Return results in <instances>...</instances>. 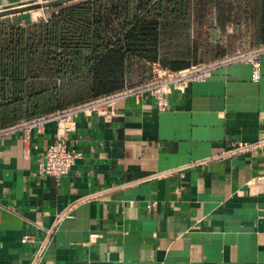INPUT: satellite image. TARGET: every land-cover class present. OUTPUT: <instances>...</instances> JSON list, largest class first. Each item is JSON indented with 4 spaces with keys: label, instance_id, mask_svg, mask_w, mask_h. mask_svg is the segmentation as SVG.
<instances>
[{
    "label": "crops",
    "instance_id": "1",
    "mask_svg": "<svg viewBox=\"0 0 264 264\" xmlns=\"http://www.w3.org/2000/svg\"><path fill=\"white\" fill-rule=\"evenodd\" d=\"M167 98L77 116L60 179L39 173L55 122L1 134L0 264H264V53Z\"/></svg>",
    "mask_w": 264,
    "mask_h": 264
},
{
    "label": "trees",
    "instance_id": "2",
    "mask_svg": "<svg viewBox=\"0 0 264 264\" xmlns=\"http://www.w3.org/2000/svg\"><path fill=\"white\" fill-rule=\"evenodd\" d=\"M0 18V129L264 45V0H76Z\"/></svg>",
    "mask_w": 264,
    "mask_h": 264
},
{
    "label": "built area",
    "instance_id": "3",
    "mask_svg": "<svg viewBox=\"0 0 264 264\" xmlns=\"http://www.w3.org/2000/svg\"><path fill=\"white\" fill-rule=\"evenodd\" d=\"M31 1H33L32 3L42 2L38 0ZM263 53L264 45L225 57L224 59L192 65L181 70H172L159 62H155L152 64L153 77L141 85L126 88L112 94L102 95L43 116L21 121L13 126L0 129V135L18 130L23 131L25 135H29L33 129L41 128L48 122H55V139L46 150L44 159L39 166V173L41 175H51L60 179L63 175L69 173L72 166L81 156L75 148L68 144L67 137V133L75 126V118L77 116L95 113L106 122H110L117 115L115 105L119 100L129 96L144 94L154 96L157 99L159 109L165 110L169 104L167 95L173 89L183 91L190 82L205 80L214 68L222 64L247 62L254 67H258L260 56ZM245 145L246 144L243 142H238L235 143L233 147L243 148ZM45 234L40 245V252L48 247L49 241L54 234V228L47 229ZM29 239L30 236L25 235L22 238V242L25 243Z\"/></svg>",
    "mask_w": 264,
    "mask_h": 264
},
{
    "label": "water",
    "instance_id": "4",
    "mask_svg": "<svg viewBox=\"0 0 264 264\" xmlns=\"http://www.w3.org/2000/svg\"><path fill=\"white\" fill-rule=\"evenodd\" d=\"M73 1H76V0H45L42 2H38V3H32L28 5L13 7L10 9H4V10H0V18L12 16V15H16V14H20L24 12H29V11L37 10V9L56 7V6L63 5V4L73 2Z\"/></svg>",
    "mask_w": 264,
    "mask_h": 264
},
{
    "label": "rangeland",
    "instance_id": "5",
    "mask_svg": "<svg viewBox=\"0 0 264 264\" xmlns=\"http://www.w3.org/2000/svg\"><path fill=\"white\" fill-rule=\"evenodd\" d=\"M31 1V0H28ZM48 8L45 9H37V10H32L30 12H24V13H20V14H16V15H12V16H8V17H13V18H20L23 19L24 21H29V20H38V19H44L45 17H47ZM4 129V128H3Z\"/></svg>",
    "mask_w": 264,
    "mask_h": 264
}]
</instances>
